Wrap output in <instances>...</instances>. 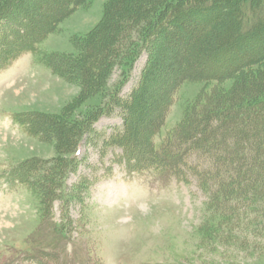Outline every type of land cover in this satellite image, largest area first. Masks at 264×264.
<instances>
[{
    "label": "rangeland",
    "instance_id": "obj_1",
    "mask_svg": "<svg viewBox=\"0 0 264 264\" xmlns=\"http://www.w3.org/2000/svg\"><path fill=\"white\" fill-rule=\"evenodd\" d=\"M39 1H16L14 7L22 5L23 13L28 12L19 30L11 29L16 19L0 18V50L6 48L4 42L24 43L16 31L22 37L39 32L51 0ZM110 1L68 4L67 16L34 43V54L21 53L0 67V264H264V210L258 207L253 212L240 200L232 217L226 216L234 204L232 197L220 192L215 180L189 171L204 170L209 165L206 155L187 152V167L181 169L177 163L176 173L168 163L159 172L152 168L136 172L127 165L121 146L110 142L125 135L122 126L128 111L123 106L141 85L139 108L134 106L129 114L134 138L139 143L149 138L155 146H169L172 151L176 128L213 85L182 82L171 95L161 127L153 133L151 123L178 75L179 44L167 49L159 36L144 41L127 67L116 62L99 91L89 95L84 93L80 68L72 73L63 70L65 62L74 67L83 59L92 36L99 40L97 28L107 18ZM250 17L246 27L255 18ZM158 50L165 55L158 58ZM231 84L229 79L222 85L229 90ZM113 94L117 102L97 113L83 131L76 157L72 149H60L59 121L71 126L104 107ZM45 118L54 126L46 123L48 128L41 132L35 122ZM56 157L66 167L59 187H52L43 177L50 175L48 161L55 162ZM22 162L29 165L24 184L10 171ZM45 184L53 192L43 197L38 185Z\"/></svg>",
    "mask_w": 264,
    "mask_h": 264
},
{
    "label": "trees",
    "instance_id": "obj_2",
    "mask_svg": "<svg viewBox=\"0 0 264 264\" xmlns=\"http://www.w3.org/2000/svg\"><path fill=\"white\" fill-rule=\"evenodd\" d=\"M16 1H0L1 20L5 17L10 21L16 19L11 28L13 30H19L23 20L28 19V12L23 13L22 5L14 7ZM38 1L36 4L40 3ZM51 1L47 2L49 14L42 21L38 33L34 31L22 37L15 30L18 32L16 38H23L24 43L21 45L16 40L15 43H3L6 48L0 50V67L8 65L21 53L34 54V43L67 16V5L78 4L82 0H61L56 5L51 4ZM263 1L135 0L129 3V0H111L108 5L110 10L107 7L105 11L107 18L105 16L102 25L97 28L99 40H96V34L92 36L94 38L87 44L83 59L77 61L74 67L66 62L63 66L64 71L69 70L71 73L80 68L84 93L89 95L102 87V80L116 62L127 67L144 41H151V38L155 40L159 36L164 39L163 46L167 49L179 44L180 55L175 61L178 75L165 93L168 101L162 102L151 123L153 133L161 127L171 95L182 82L212 81L213 85L210 90L202 92L184 121L176 128L178 138L172 143V151L169 146H155L149 138L142 143L136 142L134 138L135 130H131L129 125V114L134 106L139 108L137 98L144 93L141 85L123 106L128 111L127 122L122 126L125 135L115 136L110 142L121 146L127 165L136 172L149 168L159 172L168 163L176 173L178 169L174 166L177 163H181V169L187 167V152L200 151L208 157L209 165L202 171L191 165L188 169L196 177L210 179L211 182L215 180L219 190H222L220 192L232 197L234 204L231 205V213L226 212L228 217H232L240 200L245 205L243 207L253 212H257L258 207L264 210V48L257 46L264 45ZM13 8L16 17L12 16ZM244 13L247 14L246 18ZM250 16L255 18L246 27L245 22ZM138 36L142 37L138 39ZM127 42L128 46L124 48ZM156 48L154 45V51ZM157 55L159 58L165 53L158 50ZM229 79L232 80V86L227 90L222 84ZM117 100L116 94L110 95L104 107L90 111L81 121L71 123V126L59 121L60 127L56 130L58 147L65 152L72 149L73 157H76L83 131L98 118L97 113L107 110L109 104ZM36 121L41 132L48 128L46 123L54 126L48 118ZM181 145L187 147L182 148ZM62 160L56 157L55 162L48 161L52 163L50 175L43 177V180H47L52 187H59L60 176L66 167ZM26 163L16 164L10 170L22 184L26 183L29 176V165ZM182 172L186 174L185 170ZM38 186L43 197L52 195L53 188L48 187V184ZM40 191L37 192L40 194Z\"/></svg>",
    "mask_w": 264,
    "mask_h": 264
}]
</instances>
